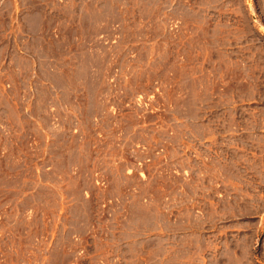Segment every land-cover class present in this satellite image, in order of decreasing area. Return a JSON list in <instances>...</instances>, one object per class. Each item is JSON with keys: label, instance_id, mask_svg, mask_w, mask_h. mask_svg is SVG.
Listing matches in <instances>:
<instances>
[{"label": "rangeland", "instance_id": "rangeland-1", "mask_svg": "<svg viewBox=\"0 0 264 264\" xmlns=\"http://www.w3.org/2000/svg\"><path fill=\"white\" fill-rule=\"evenodd\" d=\"M0 264H264V0H0Z\"/></svg>", "mask_w": 264, "mask_h": 264}, {"label": "built area", "instance_id": "built-area-1", "mask_svg": "<svg viewBox=\"0 0 264 264\" xmlns=\"http://www.w3.org/2000/svg\"><path fill=\"white\" fill-rule=\"evenodd\" d=\"M9 99L12 101V102H14V103H27V102H29V101H27L28 99H26V98H24L23 96H20V97H15V96H13V97H9ZM56 120V119H55ZM73 130L74 131H77V128H73Z\"/></svg>", "mask_w": 264, "mask_h": 264}, {"label": "crops", "instance_id": "crops-1", "mask_svg": "<svg viewBox=\"0 0 264 264\" xmlns=\"http://www.w3.org/2000/svg\"><path fill=\"white\" fill-rule=\"evenodd\" d=\"M23 69L21 67H16V71L19 73V74H22V71Z\"/></svg>", "mask_w": 264, "mask_h": 264}]
</instances>
